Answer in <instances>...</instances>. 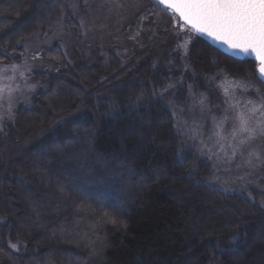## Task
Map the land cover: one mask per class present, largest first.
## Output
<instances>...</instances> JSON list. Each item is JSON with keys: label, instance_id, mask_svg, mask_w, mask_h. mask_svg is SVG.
Masks as SVG:
<instances>
[{"label": "trees", "instance_id": "trees-1", "mask_svg": "<svg viewBox=\"0 0 264 264\" xmlns=\"http://www.w3.org/2000/svg\"><path fill=\"white\" fill-rule=\"evenodd\" d=\"M62 10L63 0H0V62L19 60L31 36L24 29H54ZM138 33L135 45L93 55L66 53L58 43L42 50L57 68L35 73L46 87L0 125V264H57L59 256H66L60 264H264V205L200 181L189 153L178 164L181 136L172 127L181 100L210 95L219 73L257 81L254 61L199 37L185 54L167 19ZM153 92L161 103H151ZM141 94L139 116L128 114L125 106ZM122 202L126 212H118ZM76 226L77 239L60 235Z\"/></svg>", "mask_w": 264, "mask_h": 264}, {"label": "rangeland", "instance_id": "rangeland-1", "mask_svg": "<svg viewBox=\"0 0 264 264\" xmlns=\"http://www.w3.org/2000/svg\"><path fill=\"white\" fill-rule=\"evenodd\" d=\"M63 2L62 19L54 29L42 32L34 24L24 29V33H30L31 36L22 42L21 58L0 62V125L6 124L13 117L18 106L31 105L34 95L46 87L43 80L33 75L57 68L54 61L41 56L44 48L58 43L66 53L77 49L86 55H93L97 48L118 46L120 43L127 47L135 45V37L142 36L138 30H142L144 24L154 21V18L167 19L171 26L174 23L151 0ZM149 9H153L152 14L142 20L138 29L128 31L134 18L140 13L146 14ZM70 15L77 21L78 28L68 25L67 16ZM190 35L184 33L180 36L183 38V46ZM13 65L16 67L13 68ZM214 84L215 90L208 96L192 95L181 100L177 126L186 134L181 136L185 140L182 150L195 159L200 181L228 193L244 195L264 205V137H257L238 148L235 155L231 146L233 131L239 124L238 116L260 103L264 88L252 76L243 79L230 77L224 72L219 73V79ZM256 89H259V93ZM201 99L203 103H200ZM254 151L261 154L260 159L249 155ZM115 177L118 178V175ZM72 191L78 194L76 190ZM94 201L98 203L97 199ZM124 203L117 206L118 212H126V208H122ZM108 204L112 205V201ZM87 217L92 219L93 214H87ZM82 224H85L84 221ZM77 230L79 228L76 226L62 231L60 235L65 239H77L80 236ZM84 240L79 241L82 243ZM16 244L19 245V242ZM21 247L23 249L24 246ZM65 260L66 256H59L56 262L60 264Z\"/></svg>", "mask_w": 264, "mask_h": 264}, {"label": "snow or ice", "instance_id": "snow-or-ice-1", "mask_svg": "<svg viewBox=\"0 0 264 264\" xmlns=\"http://www.w3.org/2000/svg\"><path fill=\"white\" fill-rule=\"evenodd\" d=\"M156 3L174 21L172 28L176 34L175 38H179L184 33H191L189 39L184 42L185 54L188 52V45L194 42L193 37H204L206 41L219 45L224 53L231 54V57H252L255 63L253 73L257 75L261 83H264V0H156ZM17 43L20 42L17 41ZM178 83H182V80ZM172 87L175 85L169 84L161 89L160 94L162 95ZM256 92L259 93V89H256ZM146 103L141 94L136 97L135 102L125 106L126 112L139 116V108L144 107ZM151 103H161L155 92L152 94ZM200 103H203V99ZM104 115L115 119L121 114L109 111ZM238 121V127L232 134L233 155L238 148L255 138L264 137V94L260 96L259 104H254L247 113L238 116ZM172 127L175 130L174 135H186L177 125ZM238 136L239 140H237ZM177 144L180 147L177 148L175 158L178 164H182L186 159L182 150L185 140L181 139L177 141ZM249 155L260 159L261 154L254 151ZM184 178L191 180V173ZM250 202L254 204V201ZM109 220L115 223L114 218L110 217ZM236 241L237 237L233 236L229 238L228 243L234 245ZM206 242L212 241L209 239ZM10 247L16 249L17 244H10ZM215 247L216 250H224L219 244Z\"/></svg>", "mask_w": 264, "mask_h": 264}, {"label": "water", "instance_id": "water-1", "mask_svg": "<svg viewBox=\"0 0 264 264\" xmlns=\"http://www.w3.org/2000/svg\"><path fill=\"white\" fill-rule=\"evenodd\" d=\"M155 2H156V0H154ZM203 40H205L206 41V38H204V37H201ZM208 44H210L211 46H213L214 48H216V49H218L219 51H221L222 53H224V51H223V49H221L220 47H219V45H215V44H212L210 41H206ZM225 54V53H224ZM226 55H228V56H230L231 57V54H226ZM232 58H235V59H238V60H242V59H244V58H249V59H251V60H253L254 61V59L252 58V57H247V56H236V57H232ZM256 76V78H257V75H255ZM259 80V79H258ZM260 81V80H259ZM263 85H264V83H262Z\"/></svg>", "mask_w": 264, "mask_h": 264}]
</instances>
